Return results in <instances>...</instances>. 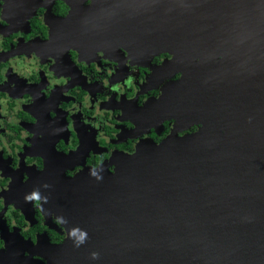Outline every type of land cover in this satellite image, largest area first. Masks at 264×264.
Here are the masks:
<instances>
[{
    "label": "water",
    "instance_id": "1",
    "mask_svg": "<svg viewBox=\"0 0 264 264\" xmlns=\"http://www.w3.org/2000/svg\"><path fill=\"white\" fill-rule=\"evenodd\" d=\"M64 1L84 30L171 52L187 71L174 100L200 127L140 142L113 173L60 177L69 186L44 205L59 213L64 241L44 248L46 263H20L264 264V0ZM169 115L183 116L176 104Z\"/></svg>",
    "mask_w": 264,
    "mask_h": 264
},
{
    "label": "flooded vegetation",
    "instance_id": "2",
    "mask_svg": "<svg viewBox=\"0 0 264 264\" xmlns=\"http://www.w3.org/2000/svg\"><path fill=\"white\" fill-rule=\"evenodd\" d=\"M27 1H0V264L46 263L44 248L63 243L44 205L69 186L60 177L113 173L140 142L200 127L174 100L183 73L154 39L84 30L64 0ZM175 104L182 118L169 115Z\"/></svg>",
    "mask_w": 264,
    "mask_h": 264
},
{
    "label": "bare ground",
    "instance_id": "3",
    "mask_svg": "<svg viewBox=\"0 0 264 264\" xmlns=\"http://www.w3.org/2000/svg\"><path fill=\"white\" fill-rule=\"evenodd\" d=\"M183 78H182V84L186 81V73H187V71L186 70H183ZM182 118V117H181Z\"/></svg>",
    "mask_w": 264,
    "mask_h": 264
},
{
    "label": "clouds",
    "instance_id": "4",
    "mask_svg": "<svg viewBox=\"0 0 264 264\" xmlns=\"http://www.w3.org/2000/svg\"><path fill=\"white\" fill-rule=\"evenodd\" d=\"M95 255V254H94Z\"/></svg>",
    "mask_w": 264,
    "mask_h": 264
}]
</instances>
